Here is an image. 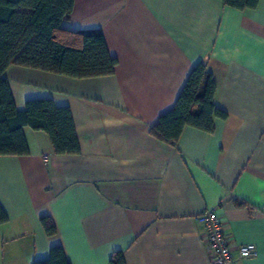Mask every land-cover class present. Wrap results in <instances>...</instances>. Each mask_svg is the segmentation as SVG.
Instances as JSON below:
<instances>
[{
	"label": "crops",
	"instance_id": "0c3cea01",
	"mask_svg": "<svg viewBox=\"0 0 264 264\" xmlns=\"http://www.w3.org/2000/svg\"><path fill=\"white\" fill-rule=\"evenodd\" d=\"M75 32L101 31L115 74L72 79L11 66L18 110L49 99L71 110L81 154L59 156L25 128L27 156H0V264H33L63 248L70 264H210L198 217L217 209L231 246L264 264V0H76ZM208 64L228 114L208 134L186 128L173 147L150 129L191 71ZM50 217L57 234L41 223Z\"/></svg>",
	"mask_w": 264,
	"mask_h": 264
},
{
	"label": "trees",
	"instance_id": "16d2710c",
	"mask_svg": "<svg viewBox=\"0 0 264 264\" xmlns=\"http://www.w3.org/2000/svg\"><path fill=\"white\" fill-rule=\"evenodd\" d=\"M238 11L255 10L260 0H221ZM76 0H0V156L30 154L24 129L46 133L54 153L79 155L81 148L71 110L52 100L37 99L17 109L9 81L11 66L42 71L72 79H93L115 74L117 60L109 54L101 31L75 32L64 28L70 22ZM217 83L206 62L191 71L173 109L164 114L151 134L175 147L186 128L212 134L216 120L228 114L216 104ZM9 216L0 205V226ZM49 237L57 234L50 217L41 219ZM33 264H70L61 247L48 259ZM110 264H125L117 253Z\"/></svg>",
	"mask_w": 264,
	"mask_h": 264
},
{
	"label": "built area",
	"instance_id": "2783aa9c",
	"mask_svg": "<svg viewBox=\"0 0 264 264\" xmlns=\"http://www.w3.org/2000/svg\"><path fill=\"white\" fill-rule=\"evenodd\" d=\"M203 226L201 239L208 247L210 264H235L238 257L252 258L257 254L255 245H241L234 249L229 243L224 231V224L217 209H207L198 217Z\"/></svg>",
	"mask_w": 264,
	"mask_h": 264
}]
</instances>
